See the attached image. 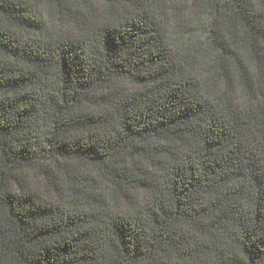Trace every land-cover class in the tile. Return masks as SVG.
Listing matches in <instances>:
<instances>
[{"label":"trees","instance_id":"1","mask_svg":"<svg viewBox=\"0 0 264 264\" xmlns=\"http://www.w3.org/2000/svg\"><path fill=\"white\" fill-rule=\"evenodd\" d=\"M0 264H264V0H0Z\"/></svg>","mask_w":264,"mask_h":264}]
</instances>
